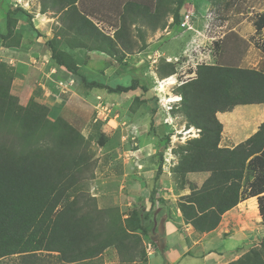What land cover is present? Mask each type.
Segmentation results:
<instances>
[{"label":"crops","instance_id":"crops-1","mask_svg":"<svg viewBox=\"0 0 264 264\" xmlns=\"http://www.w3.org/2000/svg\"><path fill=\"white\" fill-rule=\"evenodd\" d=\"M168 10L166 0H0V35L7 33L9 14L15 22L13 35L0 38V63H6V68L13 71L12 83L18 81L22 89L27 82L38 86L42 90L41 103L48 104L55 117H68L65 110H69L70 102L78 106L81 117L82 110L89 108L81 127H94L104 120L107 132H119L127 141L143 142V149L128 152L133 164L125 167L122 184L127 189L144 185L156 189L154 208L146 223L148 236H141L147 254L146 264H228L242 256L237 250L247 239L243 224L246 204L242 202L225 213L214 231L200 234L184 221L178 200L200 189L210 173L188 174V184L183 190L177 188L171 171L162 169L157 177L161 167L157 170L158 159L152 154L155 148L149 142L147 125L150 120L146 115L145 96L151 84L148 80L149 56L158 53L178 58V51L179 55L187 54L189 48L193 50L204 44L194 32L179 30ZM208 13L203 21L195 19L194 27L200 34L208 26ZM197 22L203 24V29L196 25ZM263 31L258 32L262 34ZM50 45L72 57L79 66L78 75L52 60ZM82 77L112 88L131 86V83H118L123 77L137 81L138 85L128 93L113 95L103 90L93 95L91 88L81 82ZM136 98L144 102L135 105ZM111 101L116 104L110 106ZM248 106L251 105L218 113L223 125L222 141L227 140L226 148L233 149L248 140L264 123V104H257L255 109ZM230 113L235 115L230 116ZM233 141L237 143H228ZM101 184L98 183V189ZM142 190L145 198L138 207L143 205L148 212L153 195ZM134 196H130L127 205H120L126 207L123 211L129 213L132 205L136 207ZM253 199L258 201L252 198L247 202ZM93 260L97 264H143L138 257L132 262L123 261L116 248L107 249Z\"/></svg>","mask_w":264,"mask_h":264},{"label":"trees","instance_id":"trees-1","mask_svg":"<svg viewBox=\"0 0 264 264\" xmlns=\"http://www.w3.org/2000/svg\"><path fill=\"white\" fill-rule=\"evenodd\" d=\"M183 2L180 0L176 11L170 10L177 25L182 20ZM7 23V33L0 35L1 39L13 35L12 14L7 16ZM256 29L259 32L264 29V14ZM50 50L58 66L78 75L79 66L70 55L53 45ZM6 66L0 63V94L12 101H4L0 96V259L50 252L58 253L62 262L72 264L92 260L113 247L121 259L120 248L112 235L114 223L107 222L105 211L98 209L95 200L87 198L79 185L85 180L83 170L89 159L85 154L79 155L78 145L63 142L51 150L34 142V134L47 121V107L34 100L29 108L18 107L11 97L14 74L8 69L12 75L7 77ZM176 67L164 62L161 77L175 75ZM195 69L197 78L181 85L179 94L183 114L191 126L201 130V137L190 141L182 150L180 162L172 173L179 190L188 184V174L210 173L200 189L179 199L184 221L204 234L217 229L224 214L240 203L255 197L264 200V123L251 138L230 149L221 147L223 125L217 117L218 113L231 112L237 106L264 104V73L208 64ZM80 80L88 88L106 90L109 94L128 93L138 85L133 81L129 87L112 88L88 82L83 77ZM143 91L147 92V88L143 87ZM134 102L137 105L144 101L136 98ZM35 108L43 111L42 119L35 117ZM62 119L58 117L57 123L67 124ZM161 172L159 168L157 177ZM248 173H251L249 179ZM154 196L150 211L135 209L128 221L130 227L145 237ZM141 235L132 233L127 238L142 244ZM129 250L130 262L138 257L146 264L144 249L140 253L132 252L130 247ZM262 254L253 249L229 264H264Z\"/></svg>","mask_w":264,"mask_h":264},{"label":"rangeland","instance_id":"rangeland-1","mask_svg":"<svg viewBox=\"0 0 264 264\" xmlns=\"http://www.w3.org/2000/svg\"><path fill=\"white\" fill-rule=\"evenodd\" d=\"M179 3L180 0H166L168 12L171 9H175L176 11ZM182 10L195 11L197 13L196 21L200 18L203 21L202 18L207 12L212 15V21L208 29L209 32L205 30L201 36H198V38L204 40L205 47H202L201 52H198L199 54L194 52L192 48H189L187 54L183 53L179 55L180 51L177 52L178 54L176 53L179 59V63L176 64L178 85L168 86L164 93L159 91L160 81L167 79L161 77L162 73L160 74V68L164 64V61L157 68L149 71L150 76L148 80L149 82L151 81V84L148 87L150 91L145 96L147 99L146 103H148L146 105L148 108L146 115L150 120L147 125L148 136L149 142L153 143L152 145L156 149L152 150V154L155 153L154 156L158 159V161L156 160L159 163L157 170L159 167H163L167 154L171 153L175 164V167L171 169L172 175V172L180 162L182 150L190 141L201 137V130L195 126H191L183 114V100L179 94V87L181 85L197 78V69L194 70V68L198 64H208L264 72V31L261 34L256 29V23L258 24L264 12V0H184ZM201 24L196 23L198 27L202 28L203 24ZM198 42L201 41L198 40ZM6 72L8 74L7 77L10 78L12 72L8 69ZM118 81L122 85L130 83L133 85V81L129 77H123ZM21 87L18 81H14L11 89L12 94L10 92L11 97L16 100L18 107L29 108L33 102L31 100H34L38 105H44L48 108H46L48 110L46 113L48 122L44 121L45 123L40 131L38 130L34 134V142L41 147L47 146L51 150L56 149L57 145L64 144L63 142L74 144L75 147L78 145L80 146L79 155L85 154L89 159L88 166L83 170L85 180L81 181L79 185L82 186L86 197L95 200V206L105 211L107 222L111 221L114 223L115 231L112 235L114 236L116 245L120 248V254L123 257L121 259L126 261L131 256L132 253L129 247L132 248V252L137 253H140L143 249L145 250L143 244H139L133 238H127L132 233L141 235L140 231L129 226L128 221L135 209L145 211L143 205L138 207V204H142L145 198V194H143L144 190L142 189H146L148 194L152 193L151 197L155 194H153V191L156 192V189L151 190L152 188L147 185H144L142 188L138 186V189H127L122 184L125 167L133 164L128 152L135 148L143 149V142L140 140L137 142L127 141L119 132H107L104 120H102V124L95 123L94 127H91V125L86 128L81 127V123L86 120L85 114H87V109L89 108L82 110L83 117H81V111L78 106L75 104L70 105V102L68 103L70 106L69 110H65L68 112V117L62 119L67 124L57 123L56 120L58 118L51 113V107L48 104L41 103L42 93L40 91L42 90L30 82L25 83L23 89ZM91 90L93 95L103 92L101 89ZM0 96L4 101H12V99H6L2 93ZM122 97H126V95H122ZM174 100L175 102H173ZM111 102L109 103L110 106L116 104L115 101ZM160 102L165 107L161 108ZM248 107L255 109L258 106L251 105ZM33 112L35 117L39 119L44 117L43 111L39 108H35ZM234 113H230L229 115L233 116L236 114ZM21 116L23 119L24 115ZM11 122L14 121L12 120ZM46 122L48 125H46ZM75 136H79V138H75ZM225 140H221V147L227 146V140ZM135 143L136 146L134 145ZM228 143L235 144L237 142ZM34 148H37V146H34ZM129 159L131 160L129 161ZM136 163L135 165H137ZM250 176L251 173H248L247 179ZM99 182H102L100 189L97 188ZM122 186L124 187L122 188ZM133 195L136 198V207L132 205L130 208V211H132L129 213L123 211L126 207H121L120 205H127L130 196ZM257 200V212L250 211L248 200L242 204H246L245 206L247 207V213L243 215L247 239L241 248L237 250L241 255L253 249H257L264 254L262 248V242L264 241V200L263 198L262 200L261 198H257ZM37 253L38 255L7 256L0 259V264H63L58 253H56L57 255L50 252ZM227 260L231 261L229 257ZM94 261L92 259L80 261L76 264H97ZM128 261L127 259L126 262Z\"/></svg>","mask_w":264,"mask_h":264},{"label":"built area","instance_id":"built-area-1","mask_svg":"<svg viewBox=\"0 0 264 264\" xmlns=\"http://www.w3.org/2000/svg\"><path fill=\"white\" fill-rule=\"evenodd\" d=\"M195 18H196V13L194 11H189V10L185 11V13L182 15V20H181V22L179 24L180 30L183 33H186V32L191 31V32H194L196 35L201 36L202 34H200L199 31L194 27V25H195V23H194ZM206 19L208 20V26H206L207 29H205V30L207 32H209L208 29H209L210 23L212 21V15L211 14H208L206 16ZM202 47L203 48L205 47V43L202 44V45H200V46H198L197 48H194L193 50H194V52H197L198 53V52H201ZM162 59H164V61L166 63H172V64L179 63V59L178 58L163 57L162 55H160V54L157 53V54H153V55L149 56L150 69L151 70H154L155 68H157L159 66V64H160V62H161ZM173 77L175 78V83L173 85H178V80H177L178 75L177 74L176 75H173V76H171V77H169L167 79H164L161 82L164 83V82L168 81L170 78H173ZM159 85H160V83H159ZM173 85H171V86H173ZM160 104H161L160 105L161 108L165 107L164 104H162L161 102H160ZM107 111H108V109H107ZM133 141H134V139H133ZM134 145L136 146V143ZM174 167H175V164H174L173 155L171 153L170 154H167V158L165 159V163H164L162 169L164 171H166V172H170L171 169L174 168Z\"/></svg>","mask_w":264,"mask_h":264},{"label":"bare ground","instance_id":"bare-ground-1","mask_svg":"<svg viewBox=\"0 0 264 264\" xmlns=\"http://www.w3.org/2000/svg\"><path fill=\"white\" fill-rule=\"evenodd\" d=\"M175 83V78L173 77V78H170L168 81H166V82H161L160 81V85H159V91L161 92V93H164L167 89V87L168 86H171V85H173ZM173 102H175V100L173 101ZM256 200L255 199H253V200H250L249 202H248V205H249V207H250V210H254V211H258V203L257 202H255ZM247 205V206H248ZM246 207V206H245Z\"/></svg>","mask_w":264,"mask_h":264},{"label":"water","instance_id":"water-1","mask_svg":"<svg viewBox=\"0 0 264 264\" xmlns=\"http://www.w3.org/2000/svg\"><path fill=\"white\" fill-rule=\"evenodd\" d=\"M185 12H181V14L183 15Z\"/></svg>","mask_w":264,"mask_h":264}]
</instances>
